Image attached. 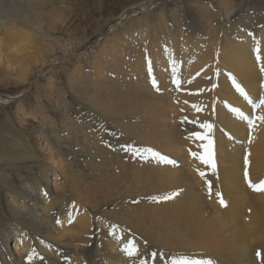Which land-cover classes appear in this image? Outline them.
<instances>
[{"label":"bare ground","instance_id":"6f19581e","mask_svg":"<svg viewBox=\"0 0 264 264\" xmlns=\"http://www.w3.org/2000/svg\"><path fill=\"white\" fill-rule=\"evenodd\" d=\"M2 10L6 13H0V33H7L0 35V63L7 41L15 52L8 65L23 67L25 75L32 76L39 63L46 62L44 24L25 20L21 12ZM248 13L228 20V13L222 12L229 24L207 41L194 24L178 18L169 21V32L158 33L166 29L155 30L149 24L118 33L104 44L96 55L97 74L107 76L95 81V71L91 72L86 84L91 102H86L92 105L80 102L91 119L101 117L104 126L73 119L62 95L53 100L63 111L62 120H70L84 142L82 163L54 138L56 122L45 111L38 128L41 150L31 134L13 125L14 133L0 146V168L28 165L31 177L21 187H12L8 204L0 192V264H261L258 252L264 264V192L253 191L244 177L245 156L250 153V179L264 180V122L257 120L250 130L231 111L239 109L250 118L264 116V105L253 109L231 79L235 77L254 103L264 98V17ZM21 20L30 24L28 30H18ZM140 32L150 40L148 47L134 37ZM175 79L180 80L179 88ZM34 112L29 116L36 121ZM193 120L213 125L211 132L189 122ZM193 131L213 140L215 174L191 155L202 153L200 144L207 143H187L184 139ZM145 149L177 164L158 161ZM34 164H39L40 175L29 168ZM206 180L213 184L211 196ZM217 192L227 207L220 205ZM164 196L172 198L162 200ZM12 237L19 242L17 251L12 250ZM133 242L139 254L130 258L122 248Z\"/></svg>","mask_w":264,"mask_h":264},{"label":"rangeland","instance_id":"374dc122","mask_svg":"<svg viewBox=\"0 0 264 264\" xmlns=\"http://www.w3.org/2000/svg\"><path fill=\"white\" fill-rule=\"evenodd\" d=\"M0 1V13H6L2 9H8V13L21 12L25 20L29 18L31 22L37 20L39 22L42 21L44 31L48 35L44 39L43 44L49 45V48L46 47L44 50L46 62H40V65L34 69L32 76H26L23 67L8 65V60L12 58L15 52L9 48L10 45L7 44V41L3 42V61L0 63V146L1 143L7 140L6 138L9 133L15 131L13 127L15 125L22 131L24 130V133L31 134L32 140L35 141V148L41 150V142L37 139L38 128L40 127L41 112L45 111L47 115L50 114L51 120L56 122V127L48 123V126L55 129L54 138L64 149L71 151V156H77V163H82L84 159L80 155L84 147V142L77 137L71 121L62 120L63 111L55 106L56 94L63 96L64 101L69 106L70 111L68 114L73 119L78 117L81 120L82 118L83 122L89 119V123L93 124V126L97 121L100 123L103 119L101 117H93V121L89 115V110L82 107L80 102L87 105L91 104L87 103L90 100V90L86 84L91 74L94 73L93 71H95V81L99 78L102 79L103 76H107L105 72L103 75H100V73L97 74L98 59L96 55L103 50L104 44L113 41L115 35L118 33H126V31H130L131 29L136 30L139 27L144 29L149 24L155 30L158 27H164L166 29L165 31L157 30L158 33L169 32L168 27L173 29L169 21L173 19V22H175L179 18L183 22L188 21L189 24H194L195 31L200 32V38L207 41L211 36L214 37L213 35L217 37L222 27H226L224 24H229L226 18L222 17V12L224 13V11L228 13V20L236 19L241 15H249L248 12L251 13L253 11L261 13L264 17V0ZM219 11L221 14H219ZM40 14L43 16L41 17ZM12 16H15V14L9 15V17ZM29 26L30 24L26 21L21 20L18 22V27L20 28L18 30H28ZM4 32L7 33V30L4 29L0 35L5 34ZM144 32L136 33L134 37L142 40V42L140 41L142 45L148 47L150 40L144 38ZM17 43L18 41H15V45L12 46H16ZM87 65L89 66L87 67ZM97 75L100 76L98 77ZM188 79L187 82L190 80ZM78 80L85 81H81L82 83L80 85ZM69 83L72 85L71 88L68 87ZM30 111H35L34 113L38 117L36 121L34 119L32 120L29 116ZM100 124H103V127L105 123L102 122ZM106 126L108 125L106 124ZM113 131L115 130L113 129ZM103 132L105 133V131ZM191 133H188L187 137ZM187 137L184 140L188 143L191 139ZM38 165L34 164L29 166L31 171L33 170V175H40L39 169H37L39 167ZM26 167L28 165L20 164L15 167H9L7 170L4 167L0 168V192L8 200H6L7 204L12 200L10 197L12 187H21L23 182L26 181L25 179L27 178L28 180L31 177ZM85 167L82 164L80 169H84ZM219 188L227 196L223 190L222 182H220ZM108 208L111 209L112 206H107L105 209ZM123 209L132 212V210H127L125 207ZM0 211L2 212L1 207ZM10 243L12 250L17 251L19 242L16 241L15 237L11 238ZM16 243L18 244L15 247ZM258 253L260 255H257L256 260L262 264L261 252Z\"/></svg>","mask_w":264,"mask_h":264},{"label":"snow or ice","instance_id":"6c2138e0","mask_svg":"<svg viewBox=\"0 0 264 264\" xmlns=\"http://www.w3.org/2000/svg\"><path fill=\"white\" fill-rule=\"evenodd\" d=\"M256 54H257V60H261V56H260V48L259 46H257V48L255 49ZM175 61H173V68H172V72H173V76H176V67H175ZM261 71L264 72V63L261 64ZM232 79V83L234 84L236 90L238 92H240V94L242 96H244V98L246 100H248V102L251 104L253 109H257L259 107H261L262 105H264V98H262L259 103H254L251 98L248 96V94L245 92V90L241 87V85L239 83H237L235 77H231ZM153 86L156 87L157 91H159V86L156 82L155 79H153ZM174 83L176 84V86L179 88L180 87V80L179 79H175ZM193 107L195 108L196 111H200V106L199 105H193ZM232 112L236 113L241 120L246 121L250 130L255 128L256 126V121L259 120L261 122H264V116H259V117H254V118H250L249 116H246L243 112H241L239 109L236 108H232L231 109ZM185 120H187V117L184 118ZM184 121H182L183 123ZM190 123L193 124H198L200 128L207 130L208 132H211L213 125L208 124V123H201L198 120H193V121H189ZM189 139H193L196 141H207V143H201L200 147L203 149L202 153H197V152H191V155L197 159H199L201 161V163L208 165L211 170L212 173L215 174L217 171V163H216V159H215V151H214V142L213 140L206 134L201 133L200 131H193L189 137H187ZM248 143L251 144L252 143V137L250 135ZM130 151H134V152H139V149H129ZM144 151L150 153L154 158H156L158 161H163L166 162L167 164L173 165L175 166L177 164V161L175 159H171L165 155H162L161 153L157 152V151H153L152 149H145ZM250 155V153L248 154ZM248 155L245 156V171H244V177L245 180L248 182L249 187L253 190V191H257V192H264V180L260 181L259 183H253L252 180L249 177V172L247 170V165L249 163L248 161ZM199 175L201 177L205 176L204 172H199ZM207 184V191L209 196L212 195L213 192V184L210 180H206L205 181ZM216 196L218 197L219 203L222 207H227V203L226 201L223 199L222 193L217 192ZM172 197L170 196H164L161 197L162 200H167V199H171ZM59 223V221H58ZM114 231V229H113ZM122 251L128 256V257H135L139 254V249L137 247V245L133 242V243H129V244H125L124 247L122 248ZM257 255H260L259 253H257ZM157 256V253L153 252L152 253V257L155 258ZM141 264H146V261H141ZM174 264H176V262H174ZM184 264H188V262H184ZM197 264H199V262H197ZM207 264H212V261H208Z\"/></svg>","mask_w":264,"mask_h":264}]
</instances>
